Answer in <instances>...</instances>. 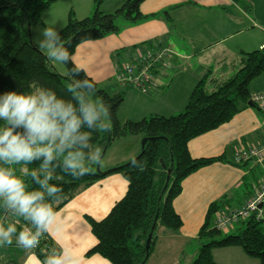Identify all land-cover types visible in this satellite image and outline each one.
<instances>
[{
	"label": "crops",
	"instance_id": "crops-1",
	"mask_svg": "<svg viewBox=\"0 0 264 264\" xmlns=\"http://www.w3.org/2000/svg\"><path fill=\"white\" fill-rule=\"evenodd\" d=\"M125 1L102 0L100 10L112 13ZM243 1L250 6L249 12L234 0H144L139 6L140 13L154 17L137 23H120L117 34L80 43L72 55V62L81 66L98 86L102 82L111 86L112 80L124 86L117 79L124 65L113 60L114 55L118 57L122 53L129 60L136 51L133 62L149 51L169 49L172 56L157 65L154 71L156 84L149 92L143 93L129 86L136 89L130 96L143 99L146 108L132 107L119 122L138 121L154 114L176 115L184 109L191 90L202 77L206 78L205 91L214 92L242 67L243 53L264 46V0ZM70 6L69 10L77 19H82L93 12L94 0ZM249 91H264V73L250 82ZM162 102L166 105L164 111L156 107ZM126 137L114 140L105 149L103 159L107 157V165L104 172L139 153L142 135L132 136L136 140L130 142L127 151L119 154L121 141ZM263 143L264 114L251 106L218 128L188 141L187 150L192 158L224 156L225 161L213 162L186 177L181 183L180 194L173 201L182 226L178 231L168 232L164 245L173 250L191 244L186 262H173L180 258L174 254L170 262L153 264L192 262L200 246L198 231L210 204L223 202L221 213L234 211L245 203L253 186L264 181V162L246 160L237 163L235 160L248 148ZM126 189L127 182L120 174L108 175L83 188L55 212L52 234L46 236L56 246L70 247L80 258V264H112L97 254L87 255L97 241L86 217L102 220L124 196ZM237 224L241 223H235L233 227ZM10 247L15 249L16 258L4 260L3 254ZM33 253L32 249L17 246L14 239L11 245L0 247V264H43ZM212 257L217 264H259L258 260L249 258L237 247L214 249Z\"/></svg>",
	"mask_w": 264,
	"mask_h": 264
},
{
	"label": "trees",
	"instance_id": "trees-1",
	"mask_svg": "<svg viewBox=\"0 0 264 264\" xmlns=\"http://www.w3.org/2000/svg\"><path fill=\"white\" fill-rule=\"evenodd\" d=\"M55 1L0 2V93L10 90L28 93L35 84L50 88L65 99L71 98V93L68 92L70 85L68 73L75 66L74 63H62L65 73L60 75L50 66V60L45 54L30 41V27L40 21L43 10ZM143 1L126 0L115 11L106 14L100 10L102 0H94L92 14L82 19H76L73 12L69 11L66 24L59 30L61 42L72 56L80 43L117 34L120 30L117 25L118 19L137 23L154 17L155 15L144 16L140 13L139 6ZM234 1L240 3L246 12L250 11V6L243 0ZM262 73L264 47L243 53L242 67L214 92L205 91L206 78L202 77L191 90L180 113L170 117L154 114L138 121L124 123L119 122L117 112L124 101L125 92L110 95L100 89L84 71L80 74L81 78L88 79L94 85L91 98L102 99L110 106V131L94 132L92 140L94 147L98 146L103 150L114 140L127 135H142V138H147L138 156L106 172H95L90 169L88 175L74 179L70 175H65L59 168L56 170V175L62 176L63 179L50 183L62 187L63 192L61 200L49 201L54 212L69 202L80 190L108 175L120 174L127 182L124 196L112 206L102 220L95 221L86 217L91 233L97 241L87 255L97 254L112 264H144L151 255L157 239L155 235L157 227H164L173 232L179 230L182 221L174 211L173 201L181 192L182 181L200 168L213 162L225 161L224 156L192 158L187 150L188 141L218 128L236 113L250 107L249 84ZM0 124L3 122L0 121ZM132 160H136L142 167L130 166ZM12 167L16 169L18 176L22 175L20 169L23 165ZM27 167L38 168L39 162ZM168 170H171V173L165 187ZM24 179L29 190L38 188L30 177ZM251 195L252 190L248 196ZM222 207L223 202L210 204L198 231L200 246L190 264H217L212 257V251L228 247L240 248L246 256L258 260L259 264H264L262 221L257 222L253 218L237 220L235 223L240 222L241 226L234 232L223 234V230H218L214 225L215 216L221 213ZM3 212V208H0V216ZM229 212L232 211L226 213ZM13 218L19 220L17 224L19 231L26 222L20 217ZM153 224L155 227L152 231L151 245L149 250L145 251V242ZM53 247L57 246L45 235L41 237L40 244L34 251L35 256L43 263L47 253H42V250L46 248L49 252Z\"/></svg>",
	"mask_w": 264,
	"mask_h": 264
},
{
	"label": "clouds",
	"instance_id": "clouds-1",
	"mask_svg": "<svg viewBox=\"0 0 264 264\" xmlns=\"http://www.w3.org/2000/svg\"><path fill=\"white\" fill-rule=\"evenodd\" d=\"M37 46L49 59L72 63V56L54 27L37 26ZM79 65L70 69V99L43 86L33 85L30 92L15 90L0 93V208L6 215L20 217L26 223L18 231L15 222L0 221V247L15 243L26 250L35 249L46 234L51 236L56 213L52 203L62 199V187L50 183L65 175L80 179L90 166H101L103 150L94 147L93 133L110 131V106L92 99L94 85L80 74ZM39 162L38 168L27 166ZM12 165H23L22 175ZM132 167H142L136 160ZM24 177L38 186L28 189ZM43 264H80L70 247L59 245L49 250Z\"/></svg>",
	"mask_w": 264,
	"mask_h": 264
},
{
	"label": "rangeland",
	"instance_id": "rangeland-1",
	"mask_svg": "<svg viewBox=\"0 0 264 264\" xmlns=\"http://www.w3.org/2000/svg\"><path fill=\"white\" fill-rule=\"evenodd\" d=\"M84 1L87 2L88 0H72L71 4H69L66 0H56L50 7L43 10V12L41 14L40 21L36 24H33L30 27V41L34 45L37 46L38 40L35 39L37 26H40L41 28H43V27H54L59 31L66 24L67 15L70 11L69 9L71 8L70 5L77 6L79 3H84ZM0 2H14V0H0ZM75 18L77 19L76 16H75ZM120 23L127 24L125 20L118 19L117 25ZM40 50L48 58V56L46 54V50H43V49H40ZM135 54H137L136 51L134 52V55ZM134 55H132L129 58V60H127L122 53H119L118 57L116 55H114L112 58H113V60L116 59V61H119L120 64L125 66L127 64L132 63V58L134 57ZM49 60H50V64H51L50 66H52V68H54L55 71H57L60 75H63L65 73V69H64L62 63L55 61V60H51V59H49ZM110 84H111V86H109L106 82H102V83H100V85L98 87L100 89L105 90L110 95L117 93V92H120V91L125 92L124 101L122 102L123 105L121 108H119V110L117 112L118 120L122 121L123 117L126 114L130 113V111L132 110V107L136 108V109L141 108V107L146 108L145 102H143V99L140 100L136 97L130 96L131 93L136 91V89H134V88H137V87L129 88V87H126V85H124V84H122L124 86H121L120 84H117V82L114 80L110 81ZM150 89H152V88H150ZM138 90H137V92H138ZM165 106L166 105L164 104V102H162V104L159 103L158 105H156V107L158 109H160L161 111H164ZM132 136H135V135H127V137L125 139L124 138L122 139V141H121L122 143L120 144V147H119V154L120 155H122V153L124 151H127L130 148V146H131L130 142H132V140H136V139H132V138H135ZM142 140H143V138L140 139V141H139L140 144L138 145V147L141 145ZM127 143H129V144H127ZM140 152H141V146H140L139 153L136 156H138L140 154ZM135 157H133V158H135ZM106 158L103 159V163L101 166L97 167L96 165H91L90 169H92L95 172H104L103 169L107 165V159ZM239 226L240 225L237 224L236 227H228V228L223 230V234H228V233L234 232V229L238 228ZM168 232H171V230L166 229L164 227H157L156 228L155 235L157 236V241L155 242V245L153 246L152 253L149 256L148 260L145 262V264H153L154 262H170V260L174 256V254L175 255L178 254L180 258L178 260L174 259L173 262H186L187 256L191 251L192 245L188 244L185 247L174 248L173 250H170L168 247L166 248V246L164 245V243H165L164 237L168 234ZM161 243H163V245H161ZM3 256H4V260H15V258H16L15 249H12L10 247L9 249H7L5 251ZM38 261H40V260H38Z\"/></svg>",
	"mask_w": 264,
	"mask_h": 264
},
{
	"label": "built area",
	"instance_id": "built-area-1",
	"mask_svg": "<svg viewBox=\"0 0 264 264\" xmlns=\"http://www.w3.org/2000/svg\"><path fill=\"white\" fill-rule=\"evenodd\" d=\"M264 46H262L263 48ZM169 49L149 51L145 55L136 57L132 63L122 67L117 79L120 83L137 87L141 92L147 93L155 86L154 71L162 60L172 56ZM249 101L262 114H264V91L253 92L249 96ZM237 163L251 160L256 163L264 162V143L258 147H250L244 153L235 158ZM253 218L255 221H262L264 227V181L253 187L252 195L238 209L229 213H219L215 216L214 225L218 230L230 227L237 220ZM0 221L5 224L16 220L5 212L0 216ZM264 230V229H263ZM37 249H32L34 252ZM42 253H48L44 248Z\"/></svg>",
	"mask_w": 264,
	"mask_h": 264
},
{
	"label": "water",
	"instance_id": "water-1",
	"mask_svg": "<svg viewBox=\"0 0 264 264\" xmlns=\"http://www.w3.org/2000/svg\"><path fill=\"white\" fill-rule=\"evenodd\" d=\"M248 105L251 106V107L253 106L252 103H251L250 101L248 102ZM146 141H147V138H143V140H142V142H141V149H142V147L144 146V144H145ZM105 149H106V148L103 149V155H104ZM170 173H171V170H168V171H167L166 182H165V187L167 186V182H168V180H169ZM154 227H155V225L153 224V225H152V228H151V232H150V233L148 234V236H147V239H146V242H145V251H148L149 248H150V245H151V238H152V231H153Z\"/></svg>",
	"mask_w": 264,
	"mask_h": 264
}]
</instances>
